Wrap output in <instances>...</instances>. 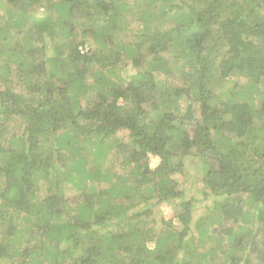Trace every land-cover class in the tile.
<instances>
[{
  "label": "trees",
  "instance_id": "16d2710c",
  "mask_svg": "<svg viewBox=\"0 0 264 264\" xmlns=\"http://www.w3.org/2000/svg\"><path fill=\"white\" fill-rule=\"evenodd\" d=\"M143 1L0 0V264H264V0Z\"/></svg>",
  "mask_w": 264,
  "mask_h": 264
},
{
  "label": "rangeland",
  "instance_id": "374dc122",
  "mask_svg": "<svg viewBox=\"0 0 264 264\" xmlns=\"http://www.w3.org/2000/svg\"><path fill=\"white\" fill-rule=\"evenodd\" d=\"M139 4V2H137L134 6L131 7V4H129L128 8H130L129 11H131L132 13H134L135 11H138L139 6H144L145 2L142 0V2ZM127 8V9H128ZM40 11V10H39ZM128 12V11H127ZM126 12V13H127ZM125 21L128 24V27L130 28H134L133 31L137 30L139 27L137 26L138 23L134 21V19L131 17V15H127L125 17ZM169 22H165V25L168 24ZM25 35H27V31H24ZM37 45V44H36ZM125 69H123V71H121V75L123 77L127 76V77H131L135 74V70L133 69V67H131L130 65L125 66ZM9 78V77H8ZM11 79V78H10ZM178 79L176 78L174 81H177ZM178 82V81H177ZM158 163V159L156 157H150V167L154 168ZM109 168V171L111 172H120L122 170L121 167V160L116 159V157H110L109 159V163H107V166ZM201 168V164L199 163V161L197 159H192L190 161H188L187 163H185V172L182 175L175 176V181H177V188L178 190H180L183 195H184V199H194L196 201V204L194 205V211L192 213V220L197 221L199 218H204L205 223L209 224L210 223V219L209 217L212 216L211 214V209H212V203H213V198L210 197L208 199H204L203 197V191L204 188L202 186V170ZM67 192H68V197H74L77 196L78 199L83 197V195L81 196L80 191L74 189V188H68L66 186ZM85 194H89V192H85ZM180 200H176L172 203L169 204H163L161 206H157L153 209L152 212V219L153 221H155V223L152 224H144V226L142 227L143 230H149L152 229L154 232L158 233L159 231L161 232L162 229H164L165 227V222L169 221V219H172V225L176 228L179 229L180 226L178 224V222L173 218V215L177 213L178 210V202ZM163 220V221H161ZM225 226H227V224H225ZM224 228V226H217V225H210L208 227L209 231L211 230H218L219 232L215 233L213 235L214 238H220L221 241H226V235L223 234L221 232V230ZM193 238H196V233H193L192 235ZM196 243V240H195ZM217 242L213 241L209 244L206 245L204 249L205 250L209 247L215 246ZM148 247L150 249H152L154 247V242H148ZM202 251V250H201Z\"/></svg>",
  "mask_w": 264,
  "mask_h": 264
}]
</instances>
